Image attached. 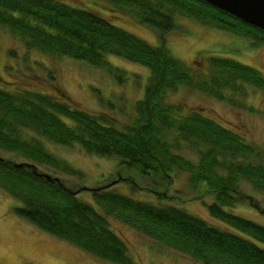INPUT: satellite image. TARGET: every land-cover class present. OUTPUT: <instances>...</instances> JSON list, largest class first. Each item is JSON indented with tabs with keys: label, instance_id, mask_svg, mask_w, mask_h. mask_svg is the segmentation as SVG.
Masks as SVG:
<instances>
[{
	"label": "trees",
	"instance_id": "16d2710c",
	"mask_svg": "<svg viewBox=\"0 0 264 264\" xmlns=\"http://www.w3.org/2000/svg\"><path fill=\"white\" fill-rule=\"evenodd\" d=\"M97 1L152 29L159 44L149 45L89 6L76 8L61 0H0V29L5 31L1 32H8L27 50L105 70L118 84H126L129 77L108 61L109 56L149 70L143 95L131 109L134 116L128 114L132 121L125 126H119L114 115L75 107L62 94L59 99L0 86V151L22 159L0 156V188L21 203L14 212L44 232L115 264L135 263L124 240L111 229L110 218L199 264H264V224L225 210L247 201L264 216L242 189L248 183L264 198V158L259 148L217 119L187 112L168 99L186 88L255 112L245 100L251 91L264 93V74L220 57H209L204 71L205 64L189 69L166 47V36L183 19L255 41L258 47L264 46V31L200 0ZM49 145L116 157L120 166L145 181L146 186L140 187L130 177L137 189L166 200L154 205L108 185L92 190L93 205L83 202L77 197L83 188L69 189L57 176L82 177V172L53 155ZM180 174L199 195L196 199L202 191L214 197L209 215L225 227L167 201L175 198L168 193Z\"/></svg>",
	"mask_w": 264,
	"mask_h": 264
},
{
	"label": "rangeland",
	"instance_id": "374dc122",
	"mask_svg": "<svg viewBox=\"0 0 264 264\" xmlns=\"http://www.w3.org/2000/svg\"><path fill=\"white\" fill-rule=\"evenodd\" d=\"M76 8L92 7L98 9L106 19L125 31L135 35L151 46H157L159 39L150 28L137 24L127 14L111 10L106 3L97 0H61ZM97 3V4H95ZM179 28L166 36V47L171 54L189 69L198 70L204 64L205 70L209 57L227 58L243 65L253 67L264 74V46L238 35L200 25L185 19L177 21ZM0 29V86L19 88L47 93L59 99L63 97L75 107L88 112H104L114 115L119 126L132 121L128 115L134 103L143 95L149 70L130 63L122 58L109 56L108 61L126 71L129 81L118 84L117 80L105 70L75 62L69 58H50L11 38L8 32ZM13 53L14 55H11ZM139 77V79H137ZM137 82V83H136ZM144 85V86H143ZM0 87V88H1ZM170 102L181 104L186 111H200L206 116L217 119L228 130L242 136L248 143L259 148L264 158V93L250 92L245 102L255 110L236 109L224 102L217 101L201 92L182 88L168 97ZM134 104V105H133ZM112 105L115 109L108 107ZM133 105V106H132ZM132 116L133 113H131ZM49 150L71 167L82 172V177L57 174L59 180L69 189L83 188L78 199L93 205L92 190L108 186L119 194L137 200L159 205L160 200L153 192L139 190L146 186L126 167L119 165L120 160L101 158L87 154L80 147L49 145ZM188 157L194 158L190 152ZM0 156L21 162L17 156L0 151ZM55 176L54 174H51ZM136 177V179H135ZM167 199L180 209L199 217L210 224L225 227L209 215L208 207L214 197L206 194L196 199V195L186 185L185 174L178 175ZM244 192L253 197L264 212V198L256 193L248 183L242 185ZM202 195L205 196L202 198ZM252 205L256 207L254 202ZM21 203L0 188V264H115L83 252L72 244L63 241L18 216L14 209ZM226 211L245 219L264 224V216L247 201ZM111 229L128 246L129 256L135 264H199L181 253L170 251L158 243L143 238L131 228L115 219H109ZM232 231V230H231ZM161 246V247H160Z\"/></svg>",
	"mask_w": 264,
	"mask_h": 264
},
{
	"label": "water",
	"instance_id": "95a60500",
	"mask_svg": "<svg viewBox=\"0 0 264 264\" xmlns=\"http://www.w3.org/2000/svg\"><path fill=\"white\" fill-rule=\"evenodd\" d=\"M264 31V0H200ZM48 177V176H47Z\"/></svg>",
	"mask_w": 264,
	"mask_h": 264
}]
</instances>
